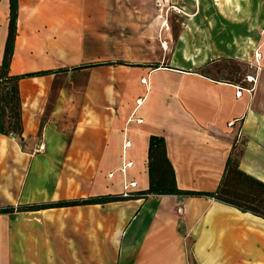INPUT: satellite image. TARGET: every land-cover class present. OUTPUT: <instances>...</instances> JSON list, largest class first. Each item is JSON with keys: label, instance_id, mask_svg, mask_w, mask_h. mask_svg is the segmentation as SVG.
Wrapping results in <instances>:
<instances>
[{"label": "crops", "instance_id": "1", "mask_svg": "<svg viewBox=\"0 0 264 264\" xmlns=\"http://www.w3.org/2000/svg\"><path fill=\"white\" fill-rule=\"evenodd\" d=\"M17 1L10 73L64 69L18 82L24 151L14 137L0 135V178H12V191L18 193L21 188L25 197L21 201L45 199L48 167L70 169L73 174L63 177L80 180L97 171L103 191L83 197L119 194L130 182L135 185L128 191L146 190L150 135L164 138L181 189L213 190L233 146L241 150L240 168L264 181V28L256 36L261 57L246 59L250 65L245 77L251 78L218 77V68L227 59H219L209 48H202L193 61L170 67L131 63L75 68L105 61L94 52L95 19L86 16L93 5L68 0ZM236 3L229 2L234 14ZM7 16L8 0H0V59ZM246 26L254 34L253 23ZM162 27L169 28L166 22ZM161 46L168 49L166 42ZM111 68L129 75L123 105L115 113L89 106L94 89L109 87ZM157 70L165 71L156 75ZM168 72H174L177 80L168 79ZM95 74L101 77L96 79ZM142 77L148 85L140 82ZM135 95L140 96L133 100ZM40 143L44 148L39 151ZM32 149L40 153H31ZM17 151L23 154L20 162L5 165ZM123 165H127L124 173ZM8 169L13 172L7 173ZM57 210L73 214L64 244L61 236L52 245L40 239L31 243L29 237L19 240L14 236L16 226L10 229L0 224V264H223L222 255L226 264L252 260L264 264V259L243 252L264 232L254 228L253 221L264 219L205 196L148 194L104 204L0 213V220L7 223L12 217ZM240 256L246 260H238Z\"/></svg>", "mask_w": 264, "mask_h": 264}, {"label": "rangeland", "instance_id": "2", "mask_svg": "<svg viewBox=\"0 0 264 264\" xmlns=\"http://www.w3.org/2000/svg\"><path fill=\"white\" fill-rule=\"evenodd\" d=\"M68 1L93 5V9L86 10V16L95 19L96 30L92 32L93 47H95L94 52L99 54V60L113 62L122 59L128 63L149 65L148 67L151 68L155 63L159 67H170L174 64L182 65L183 60L193 61L192 59L198 56L202 48H209L219 59H227L222 61L217 76L240 80L243 77H250H245L246 69H249L247 67L250 65L248 62L246 64V59L250 57L253 61H257L256 55L261 57L260 44L256 41V36L264 28V0H217L220 2L219 5H214L213 0ZM230 1L237 2V14L231 10ZM174 8L180 9L181 12H176ZM163 22L168 24V29H163ZM247 23H253L254 34L253 31L251 34V26L247 27ZM1 28L3 25L0 20ZM162 40L167 43L168 49H162L160 44ZM233 57H239L241 60L236 62ZM163 71L165 70H157L156 75ZM209 72L213 73V71ZM168 73H171L167 76L168 79L177 80V76L172 74L174 72ZM107 76L110 81L109 87L105 90L94 89L93 102L89 106L115 113L120 105H123L129 75L111 68ZM100 77L95 74L96 79ZM139 96H133V100ZM5 136L10 137V135ZM13 137L19 142L21 151H24L25 147L21 138L17 135ZM17 152L18 155L8 159L5 165L20 162L23 154ZM31 153L40 152L32 149ZM51 161L55 162L53 158ZM12 172L8 169L7 173ZM72 172L70 169L61 171L58 167H48L43 193L45 199L36 202L54 201L51 199L61 197L77 198L103 191L101 182L96 178L99 175L97 171H92L87 180L63 177L67 173L73 174ZM11 181V177L0 178V190L4 189V192H0V207L8 205V200L13 202L12 205L27 203L21 201L25 198L21 196V188L18 193L12 191ZM71 216L73 214L69 210H57L12 217L7 223L0 220V224L7 228L9 226L10 229L16 226L14 236L19 240L29 237L31 243H36L40 239L45 244L48 245L51 242L52 245L54 238L61 236L64 244L69 238ZM243 258L240 256L238 260ZM221 260L224 261L223 264L227 263L224 255ZM257 262L259 260L242 261L241 264H257ZM192 264L196 262L193 261Z\"/></svg>", "mask_w": 264, "mask_h": 264}, {"label": "trees", "instance_id": "3", "mask_svg": "<svg viewBox=\"0 0 264 264\" xmlns=\"http://www.w3.org/2000/svg\"><path fill=\"white\" fill-rule=\"evenodd\" d=\"M18 1L8 0L6 36L0 59V135H22V103L18 82L20 79L63 71L38 70L21 74L10 73V62L17 35ZM97 64H131L124 60L89 63L75 68L89 67ZM157 63L152 67L157 68ZM241 150L234 146L229 152L220 179L213 190H188L177 186L174 168L167 157L165 140L162 136L150 135L147 149L148 188L139 192H129L127 196L119 194H101L74 199H58L46 202L8 204L0 207V213L36 211L48 208L68 207L82 204H104L107 202L141 198L152 195L205 196L217 202L231 206L240 212L250 213L264 219V181L245 172L239 166Z\"/></svg>", "mask_w": 264, "mask_h": 264}, {"label": "bare ground", "instance_id": "4", "mask_svg": "<svg viewBox=\"0 0 264 264\" xmlns=\"http://www.w3.org/2000/svg\"><path fill=\"white\" fill-rule=\"evenodd\" d=\"M237 8V7H236ZM174 10L176 11V12H181V10L180 9H178V8H174ZM167 26L164 24V28H166ZM164 41H162L161 42V44H163L164 45ZM256 57H257V59H258V56L256 55ZM249 78H251V77H249ZM140 82L141 83H143L144 84V82L143 81H141L140 80ZM145 82H146V84L148 85V79L147 78H145ZM139 101V100H138ZM142 100L140 101V105L142 104ZM258 220V219H257ZM261 221V220H260ZM248 222V221H247ZM255 224H256V226H254V228H256L257 226L261 229V230H259V231H262V230H264V221H261V222H259V221H256V220H254L253 221ZM243 223V222H242ZM249 223V222H248ZM253 224V223H252ZM260 233V236H258V239H259V241H258V239L257 240H252L253 242L252 243H248L247 244V247L243 250V252L244 253H247L250 257H252V258H261V259H264V240H262V239H264V237H262L261 235H262V233H264V232H259ZM262 238V239H261ZM246 239V238H245ZM249 239H250V237H249ZM246 244V243H245ZM244 255V254H243Z\"/></svg>", "mask_w": 264, "mask_h": 264}, {"label": "built area", "instance_id": "5", "mask_svg": "<svg viewBox=\"0 0 264 264\" xmlns=\"http://www.w3.org/2000/svg\"><path fill=\"white\" fill-rule=\"evenodd\" d=\"M141 81H143L144 83H146L145 82V77L144 78H142V80ZM238 95H240V92H238ZM229 124H231V123H229ZM11 136V135H10ZM13 137V136H12ZM43 148H44V145H43V143H40L39 145H38V147H37V150H43ZM126 167H127V165H123L122 167H121V171L124 173L125 172V169H126ZM112 175V173H110L109 174V176H111ZM135 185V182H130V183H128V184H125V186L123 187V190H122V195L123 196H127L128 195V193L130 192V191H128V187L129 186H134ZM177 212L178 213H181V208L180 207H178L177 208Z\"/></svg>", "mask_w": 264, "mask_h": 264}]
</instances>
